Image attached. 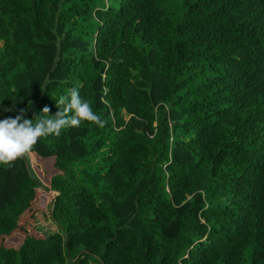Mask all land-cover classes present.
I'll use <instances>...</instances> for the list:
<instances>
[{
	"label": "trees",
	"instance_id": "obj_1",
	"mask_svg": "<svg viewBox=\"0 0 264 264\" xmlns=\"http://www.w3.org/2000/svg\"><path fill=\"white\" fill-rule=\"evenodd\" d=\"M73 87L105 126L0 165V264H264V0H0V120Z\"/></svg>",
	"mask_w": 264,
	"mask_h": 264
},
{
	"label": "clouds",
	"instance_id": "obj_2",
	"mask_svg": "<svg viewBox=\"0 0 264 264\" xmlns=\"http://www.w3.org/2000/svg\"><path fill=\"white\" fill-rule=\"evenodd\" d=\"M55 106L58 111L51 115V109L45 106L35 123L23 113L0 120V165L11 167L17 160L30 158L41 139L59 137L63 130L79 127L82 122L105 126L89 102L81 98L78 87L61 95Z\"/></svg>",
	"mask_w": 264,
	"mask_h": 264
},
{
	"label": "rangeland",
	"instance_id": "obj_3",
	"mask_svg": "<svg viewBox=\"0 0 264 264\" xmlns=\"http://www.w3.org/2000/svg\"><path fill=\"white\" fill-rule=\"evenodd\" d=\"M50 208L51 206L49 204L45 205L44 210L41 211L43 213L38 214L37 220L35 222L38 230L45 234L54 232L57 229L56 224L50 217Z\"/></svg>",
	"mask_w": 264,
	"mask_h": 264
}]
</instances>
